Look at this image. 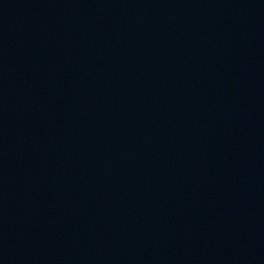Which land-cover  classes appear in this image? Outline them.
I'll use <instances>...</instances> for the list:
<instances>
[{
	"label": "water",
	"instance_id": "obj_1",
	"mask_svg": "<svg viewBox=\"0 0 264 264\" xmlns=\"http://www.w3.org/2000/svg\"><path fill=\"white\" fill-rule=\"evenodd\" d=\"M0 264H264V0H0Z\"/></svg>",
	"mask_w": 264,
	"mask_h": 264
}]
</instances>
